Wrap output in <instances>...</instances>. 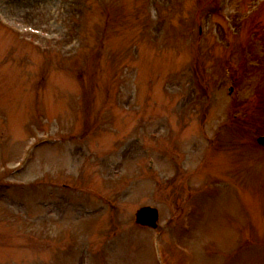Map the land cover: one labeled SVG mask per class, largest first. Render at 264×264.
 Masks as SVG:
<instances>
[{"label":"rangeland","instance_id":"obj_1","mask_svg":"<svg viewBox=\"0 0 264 264\" xmlns=\"http://www.w3.org/2000/svg\"><path fill=\"white\" fill-rule=\"evenodd\" d=\"M261 137L264 0H0V264H264Z\"/></svg>","mask_w":264,"mask_h":264},{"label":"water","instance_id":"obj_2","mask_svg":"<svg viewBox=\"0 0 264 264\" xmlns=\"http://www.w3.org/2000/svg\"><path fill=\"white\" fill-rule=\"evenodd\" d=\"M159 215L154 208L145 207L137 215V221L143 225L156 227Z\"/></svg>","mask_w":264,"mask_h":264},{"label":"bare ground","instance_id":"obj_3","mask_svg":"<svg viewBox=\"0 0 264 264\" xmlns=\"http://www.w3.org/2000/svg\"><path fill=\"white\" fill-rule=\"evenodd\" d=\"M38 150V149H37Z\"/></svg>","mask_w":264,"mask_h":264}]
</instances>
